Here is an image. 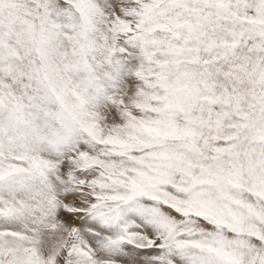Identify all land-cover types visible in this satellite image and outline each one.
Listing matches in <instances>:
<instances>
[{
    "label": "snow or ice",
    "instance_id": "obj_1",
    "mask_svg": "<svg viewBox=\"0 0 264 264\" xmlns=\"http://www.w3.org/2000/svg\"><path fill=\"white\" fill-rule=\"evenodd\" d=\"M0 264H264V0H0Z\"/></svg>",
    "mask_w": 264,
    "mask_h": 264
}]
</instances>
